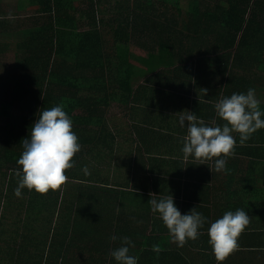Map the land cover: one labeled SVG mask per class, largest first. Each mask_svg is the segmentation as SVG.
<instances>
[{"label": "trees", "instance_id": "obj_1", "mask_svg": "<svg viewBox=\"0 0 264 264\" xmlns=\"http://www.w3.org/2000/svg\"><path fill=\"white\" fill-rule=\"evenodd\" d=\"M185 1L34 0L43 17L18 41L0 40V57L11 60L0 72V264L117 263L109 256L119 247L108 252L106 244L108 230L126 217L116 210L125 199L143 207V197L166 192L149 177L179 160L170 120L143 104L192 93L213 103L240 91L235 80L245 79L236 73L264 42V0ZM103 2L113 3L106 13ZM114 104L135 120L110 117ZM57 105L71 118L81 151L59 189H24L17 197L22 141L38 113ZM125 142L135 147L124 150ZM123 153L133 177L90 173L89 158L110 171L123 167ZM140 214L132 223H143Z\"/></svg>", "mask_w": 264, "mask_h": 264}, {"label": "crops", "instance_id": "obj_2", "mask_svg": "<svg viewBox=\"0 0 264 264\" xmlns=\"http://www.w3.org/2000/svg\"><path fill=\"white\" fill-rule=\"evenodd\" d=\"M26 1L24 0V3ZM33 2L34 0H28L26 5L22 4V8L26 11L36 9L32 6ZM8 8L11 9L12 18L3 19ZM20 9L21 0H0V40L13 41L17 39L18 34L31 30L38 22L35 19L37 14L20 19ZM42 15L39 14L37 18L43 17ZM251 53L253 55L251 62L247 61L243 70L236 73V77L243 76L245 82L240 84L235 80L238 87L234 85V89L240 90L237 93H246L249 88H254L261 109L264 110V42L260 47L253 48ZM194 95L192 93L184 100L177 97L173 101L165 97H157L150 107L145 106L147 103L143 104V109L151 112L156 106L159 116L170 120L175 141L181 142L180 146L178 145V162L162 164V169L157 171L158 174L149 178L152 184L155 182L157 185L160 183L166 185V192H160L159 189L156 193L157 197L154 198L159 199L172 194L182 214L196 208V211L202 213L208 222L199 230L198 239L188 240L183 247H179L173 242L158 214L150 219L153 214L148 205V198L143 197V207L142 204H133L130 199H125L122 207L116 210V214L119 212L118 214L126 215L122 219L124 223L118 229L113 227L108 230L111 237L115 236L118 239L117 241L108 239L106 243L108 252L114 245L120 247L122 239L128 237L135 245L130 247L129 254L138 259V264H218L208 243V228L225 212L243 209L248 213L250 222L239 236L237 248L220 264H264V129L258 130L243 144L239 141V134L232 133L236 145L234 155L227 158L226 173L215 171L214 160L203 161L204 165L191 157L184 160L181 149L187 135L183 132L187 129L179 124L181 115H187V111L195 114L198 111L200 115L196 114L197 117L208 125L222 126L225 123L213 108L217 102L212 103L205 94L203 98ZM180 168L183 174L177 175L176 171ZM166 169H171V175H165ZM142 212L143 223L141 220L132 223L133 218L141 215ZM153 245H158V252L153 251ZM111 257L109 256V260ZM110 264L117 263L110 262Z\"/></svg>", "mask_w": 264, "mask_h": 264}, {"label": "clouds", "instance_id": "obj_3", "mask_svg": "<svg viewBox=\"0 0 264 264\" xmlns=\"http://www.w3.org/2000/svg\"><path fill=\"white\" fill-rule=\"evenodd\" d=\"M214 107L217 116L225 122L222 126L208 125L192 112L181 115L179 124L187 129L181 151L184 160L191 157L201 161V165H204L203 161L214 160L215 171L226 173L227 158L234 155L236 145L232 133L239 134L241 144L247 142L258 130L264 129V110L254 88L223 97ZM22 145L23 152L17 160L16 170L19 180L14 194L17 197L22 196L24 189L39 194L59 189L68 180L66 172L74 167V157L81 151L73 122L63 105L40 111ZM83 171L88 174L87 168ZM154 197L157 195L152 194L148 202L151 212L159 215L177 246L183 247L188 240L199 238V230L208 222L202 213L194 208L182 214L172 194L159 199ZM249 222L248 213L237 209L225 212L210 224L208 243L218 264L237 248L238 238ZM134 246L130 238L124 237L121 246L110 255L117 264H138V259L129 254L130 247ZM153 251H159L158 245H153Z\"/></svg>", "mask_w": 264, "mask_h": 264}, {"label": "rangeland", "instance_id": "obj_4", "mask_svg": "<svg viewBox=\"0 0 264 264\" xmlns=\"http://www.w3.org/2000/svg\"><path fill=\"white\" fill-rule=\"evenodd\" d=\"M27 3H28V0L25 3H24V0H21V9L19 11V18L20 19H26V18H29L30 16H34L36 14H37L36 15V17H37V16H39V14H41L36 9H30L28 11L24 10V8H22V4L26 5ZM181 5H182V7H186L187 6V2L185 0H182V4ZM112 7H113V3L112 2H111L110 5H107V3L103 2L101 9H102L103 13H106ZM10 13H11V9L8 8L7 12H5V15H4L3 19H11L12 17H11ZM16 19H18V18H16ZM16 40L17 39H14V41H16ZM10 66H11L10 58L6 57V59H5V58L0 57V72H3V70H8L10 68ZM155 108H156V106H154V109H153L154 112L153 113H157L158 114L159 112H157ZM111 109L112 110H111L110 117L111 116H115V117H117L118 121H121V122L130 121V122H133L135 120V118L134 119L132 118V115H131L132 112H126L118 104H114ZM138 113H140V111H138ZM4 124H5V120L4 119H0V125H4ZM120 141H121V139H120ZM131 147H135V146H133L130 142L129 143H127V142L123 143L124 150H128ZM120 159H121V162H119V163H123L124 164L123 167L119 166L117 169H112V170L109 171L108 169H99L98 166L93 163L91 158H89L88 159L89 160L88 161L89 162V171L94 176H97L98 172L100 174H103L104 176H107V175L110 174L109 177L111 178V180H113V178L115 176L116 177L119 176V179H121L123 177L125 178V176L133 177L134 173H131V172H134V169L131 170L132 164L128 162L129 158H127V160H126V155H125V153H123V154H121V157L119 155V161H120ZM143 180H145L144 176H143Z\"/></svg>", "mask_w": 264, "mask_h": 264}]
</instances>
